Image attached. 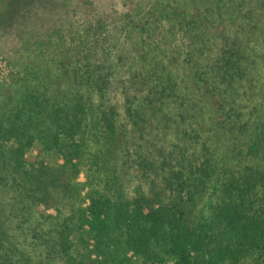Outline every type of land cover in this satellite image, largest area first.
<instances>
[{
	"label": "trees",
	"instance_id": "obj_1",
	"mask_svg": "<svg viewBox=\"0 0 264 264\" xmlns=\"http://www.w3.org/2000/svg\"><path fill=\"white\" fill-rule=\"evenodd\" d=\"M93 1L0 80V264H264V0Z\"/></svg>",
	"mask_w": 264,
	"mask_h": 264
},
{
	"label": "rangeland",
	"instance_id": "obj_2",
	"mask_svg": "<svg viewBox=\"0 0 264 264\" xmlns=\"http://www.w3.org/2000/svg\"><path fill=\"white\" fill-rule=\"evenodd\" d=\"M68 0H0V80L5 81L15 71L11 61L20 57L18 52L24 38L36 31L44 32V24L54 14L63 12ZM83 1V0H81ZM96 1H102L98 3ZM92 10L104 14L114 12L115 6L106 0H94L89 4ZM131 264H142L141 260L133 259ZM165 264H172L166 262Z\"/></svg>",
	"mask_w": 264,
	"mask_h": 264
}]
</instances>
